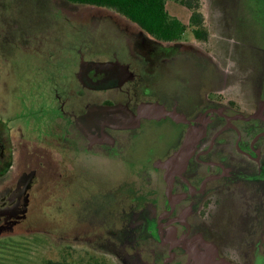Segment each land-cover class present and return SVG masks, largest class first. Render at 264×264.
Segmentation results:
<instances>
[{
    "label": "flooded vegetation",
    "instance_id": "af4514ba",
    "mask_svg": "<svg viewBox=\"0 0 264 264\" xmlns=\"http://www.w3.org/2000/svg\"><path fill=\"white\" fill-rule=\"evenodd\" d=\"M105 10L120 20L91 16L85 43L74 35L70 45L65 28L48 35L53 48L17 46L18 57L0 67V239L17 224L48 223L54 205L81 197L79 164L93 155L122 160L139 185L95 193L97 205L64 210L73 215L65 223H99L125 264H243L248 253L264 264L261 233L242 251L217 244L205 225L232 196H245L249 181L264 180V93L247 113L229 98L238 93L207 75L220 72L207 42L161 41ZM107 207L112 218L100 213ZM104 223L129 228L112 235Z\"/></svg>",
    "mask_w": 264,
    "mask_h": 264
},
{
    "label": "rangeland",
    "instance_id": "374dc122",
    "mask_svg": "<svg viewBox=\"0 0 264 264\" xmlns=\"http://www.w3.org/2000/svg\"><path fill=\"white\" fill-rule=\"evenodd\" d=\"M201 4L203 17L209 16L211 20H206L204 30H200L201 33L208 34L205 39L206 48L211 52V60L216 66H220L218 70L220 72L211 71L207 75L225 89L231 87L230 93H238L243 99L230 95V100L235 99L237 104L240 103L242 106L245 104L249 113L252 111L253 102H257L254 100H259L264 93V0H220L219 3H210V5L204 2ZM165 7L170 17L179 20L183 25L190 24L191 12L186 6L175 0H166ZM100 15L112 16L120 20V16L105 9L79 6L66 0H0V67L3 62L8 65L18 57L14 52L18 49L17 46H31L28 53L38 46L41 47L40 44H43V47L53 48L54 43L48 35L61 34L65 28L69 29L73 37L67 40L70 45L74 46V42L78 43L74 35L85 43L82 35L88 34V30L82 27L87 28L93 23L91 16ZM62 17L69 18L70 23L79 26L80 29L68 28ZM183 39L193 41L196 38L189 29ZM112 47L116 46L112 45ZM198 48L204 51L205 46L199 45ZM224 75L225 82L224 78L223 80L221 78ZM2 95L1 85L0 107L3 103ZM90 156L84 157L78 168L79 183L85 186L81 197L68 198L60 203V207L54 205V209L49 212L53 220L48 223H20L7 230L3 234L7 238L0 239V264H47L46 261L68 264L67 260L72 264L78 260V257L84 258L87 264V260L93 259L98 252L102 255L109 254V260L106 262L102 256L101 262L125 264L121 255L124 253L123 248L117 244H109L106 233L98 231L99 223H92L98 224L95 227L87 223H65L70 213L63 211L73 207L74 210L83 213L97 199L95 193H104L115 186L120 191L122 188L130 191L131 185L133 187L139 185L122 160L109 161L107 158ZM75 184L76 182L73 183ZM248 184L250 187L247 188L245 196L239 197L238 194L232 196L231 203L216 212L213 222L205 224L214 241L220 246L236 247L242 251L249 250L253 248L252 236L255 231L259 235L261 233L264 245V180L249 181ZM118 197L120 198L121 195ZM109 209L111 208L107 207L100 213L106 218H112ZM30 214L31 212L28 216ZM44 216L45 212L43 218H46ZM72 219L71 213L70 220ZM37 220L40 221L38 217ZM104 225L112 235L129 228V223H104ZM46 236L51 238L53 247L46 243L43 238ZM67 244H73L75 247L66 250L64 247ZM192 250L194 260H199L203 249L199 247ZM111 251L118 253V256ZM66 253H70L71 259H65ZM216 260L218 259H214L212 264H216ZM255 262L254 256L248 253L243 264H255Z\"/></svg>",
    "mask_w": 264,
    "mask_h": 264
},
{
    "label": "trees",
    "instance_id": "16d2710c",
    "mask_svg": "<svg viewBox=\"0 0 264 264\" xmlns=\"http://www.w3.org/2000/svg\"><path fill=\"white\" fill-rule=\"evenodd\" d=\"M80 6H90L112 10L138 25L153 37L166 42L181 41L187 30H192L195 38L206 42L208 34L201 33L204 17L200 0H175L186 6L191 12L189 25L169 16L166 0H66ZM204 30V29H203ZM90 264H98L92 259ZM101 264H105L101 262Z\"/></svg>",
    "mask_w": 264,
    "mask_h": 264
},
{
    "label": "crops",
    "instance_id": "0c3cea01",
    "mask_svg": "<svg viewBox=\"0 0 264 264\" xmlns=\"http://www.w3.org/2000/svg\"><path fill=\"white\" fill-rule=\"evenodd\" d=\"M202 2H204V3H206V4H208V5H210V3H219L220 2V0H200V3H202ZM208 19H210L211 20V17H209V16H205L204 17V20H208Z\"/></svg>",
    "mask_w": 264,
    "mask_h": 264
},
{
    "label": "bare ground",
    "instance_id": "6f19581e",
    "mask_svg": "<svg viewBox=\"0 0 264 264\" xmlns=\"http://www.w3.org/2000/svg\"><path fill=\"white\" fill-rule=\"evenodd\" d=\"M193 134V133H192ZM192 136V135H191ZM172 164V163H171ZM172 181V180H171ZM215 255V254H214Z\"/></svg>",
    "mask_w": 264,
    "mask_h": 264
},
{
    "label": "water",
    "instance_id": "95a60500",
    "mask_svg": "<svg viewBox=\"0 0 264 264\" xmlns=\"http://www.w3.org/2000/svg\"><path fill=\"white\" fill-rule=\"evenodd\" d=\"M136 122V121H135ZM122 124H123V122H122ZM125 124H126V122H125Z\"/></svg>",
    "mask_w": 264,
    "mask_h": 264
}]
</instances>
